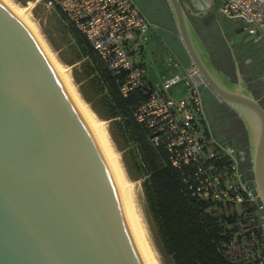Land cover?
I'll return each mask as SVG.
<instances>
[{
    "label": "water",
    "instance_id": "95a60500",
    "mask_svg": "<svg viewBox=\"0 0 264 264\" xmlns=\"http://www.w3.org/2000/svg\"><path fill=\"white\" fill-rule=\"evenodd\" d=\"M185 1L203 13L214 6V0ZM161 2L188 56V70L197 69L245 127L254 178L243 172L239 178L261 204L264 104L247 89L233 54L235 80L214 65L182 0ZM230 28L231 43L262 47L242 19ZM0 264H147L99 139L32 33L1 0Z\"/></svg>",
    "mask_w": 264,
    "mask_h": 264
},
{
    "label": "built area",
    "instance_id": "2783aa9c",
    "mask_svg": "<svg viewBox=\"0 0 264 264\" xmlns=\"http://www.w3.org/2000/svg\"><path fill=\"white\" fill-rule=\"evenodd\" d=\"M48 8L60 10L66 20L87 40L94 52L115 76L123 96L145 87L146 99L133 116L148 132L153 145H164L172 165H192L189 175L193 194L202 199L241 206V212L255 222L264 236V217L249 189L240 181L237 148L230 142L211 137L207 131L203 106V89L207 88L197 69L188 70L178 57L169 52L166 65L170 75L160 83L147 84L140 53L157 24L149 20L133 0H41ZM218 10L229 19H242L253 39L264 45V0H216ZM215 3V2H214ZM183 83L184 92L177 96L171 89ZM253 204L255 210H250ZM264 264V242L251 238ZM247 252L246 242L240 244Z\"/></svg>",
    "mask_w": 264,
    "mask_h": 264
},
{
    "label": "trees",
    "instance_id": "16d2710c",
    "mask_svg": "<svg viewBox=\"0 0 264 264\" xmlns=\"http://www.w3.org/2000/svg\"><path fill=\"white\" fill-rule=\"evenodd\" d=\"M68 25L75 40L76 58H87L83 64L84 78L98 103L91 106L97 112L103 110V117L111 119L113 137L117 135L129 148L131 167L141 179L147 215L165 263L262 264L255 245L250 243L253 235L260 243L264 242L258 229L251 230L255 222L247 224L249 216L242 214L241 206L209 201L193 194L194 184L189 175L194 167L172 165L163 143L153 145L149 132L133 116L134 109L146 99L147 89H136L123 96L115 76L85 37L69 22ZM220 66L235 78L231 60L226 66L221 62ZM249 208L255 210L253 204ZM243 241L247 252L240 248Z\"/></svg>",
    "mask_w": 264,
    "mask_h": 264
},
{
    "label": "rangeland",
    "instance_id": "374dc122",
    "mask_svg": "<svg viewBox=\"0 0 264 264\" xmlns=\"http://www.w3.org/2000/svg\"><path fill=\"white\" fill-rule=\"evenodd\" d=\"M9 1L18 7H27L26 16L30 23H33L32 26L35 34L28 28L29 31L32 33L35 40L41 39L40 41L47 48L55 62L65 69L64 72L66 73L65 76L68 82L71 84L78 97L89 109L94 119L101 126L126 186L131 209L138 224L142 240L148 249L154 264H166L157 246L152 226L147 215L141 188V179L137 178L136 173L131 167L128 152L129 148L121 143L117 135H114L113 137L110 131L111 119L103 117L105 116L103 110L99 109L97 112L91 106V103L95 106H97L98 103L96 101L97 97H92L90 91L87 89V80L84 78L83 64L87 58H76L75 40L70 32L68 21L61 17L57 9L44 6L41 0ZM182 1L188 12L190 22L210 57L217 59L226 66V63L229 60L233 62V54L237 63L239 62L238 66L241 73H244V76L242 77L247 89L260 100L261 104H264V80L258 77V69L253 63H249V60L246 61V63L244 62L241 48L236 46L231 47L229 42H227L228 40L230 41L228 37L230 31L223 20L225 16L217 8L216 0H214L215 3L213 8L205 13L194 11L185 0ZM134 2L138 8L141 6L143 9L144 5L149 6V9L162 7L160 0H135ZM38 42L39 41H37V43ZM154 46L158 49L161 45H158L157 43L156 45L154 44ZM40 48L42 47L40 46ZM147 51L148 48L146 46L144 48V53H147ZM43 53L45 54L44 51ZM166 56H168V53ZM247 59H253V57L249 56ZM146 64L148 69H146L144 74L147 76V79H150L153 84H159L162 74H164L161 62L157 63L155 66H151L150 62H146ZM171 91L175 96L182 94L184 92L183 83H178L172 87ZM90 98L91 101H88L87 99ZM228 116L229 112H223L220 114L222 124L232 123V120L230 121Z\"/></svg>",
    "mask_w": 264,
    "mask_h": 264
},
{
    "label": "crops",
    "instance_id": "0c3cea01",
    "mask_svg": "<svg viewBox=\"0 0 264 264\" xmlns=\"http://www.w3.org/2000/svg\"><path fill=\"white\" fill-rule=\"evenodd\" d=\"M161 5L162 7H158L157 9H149V6L147 5L143 6L145 10L141 6V8L139 7V10L149 20L157 24L156 28L151 29L149 39L144 44L140 53V58L145 71L148 69L146 62H150L151 66H155L157 63L161 62L162 71L164 73L162 76H165L170 75L172 72V69L166 65L165 57H167V53L169 54V52H173L184 65L188 66L190 63L185 49L179 39L177 30L162 2ZM223 20L229 28L230 34L228 37L230 39V35L233 32L230 26L238 20L229 19L227 17H224ZM227 42H229L231 47H235V44L231 43V39ZM157 43L158 45H161L158 49L154 46V44L156 45ZM239 44L238 48H241L242 50L241 52L242 56H244V62L246 63V61L249 60V63H253L258 69V77L264 80V78H262V75H264V45H262L261 48L251 50L245 43L241 42ZM146 46L148 51L147 53H144V48ZM249 56L253 57V59H247ZM241 74L244 76L243 72ZM203 106L207 131L212 138L232 143L237 150H239V152H243L244 149L248 148L247 133L240 118L227 104L219 101L208 88L203 89ZM223 112H229L228 119L230 118V121L232 120L231 124H222L220 114ZM241 169L242 166L240 165L239 170Z\"/></svg>",
    "mask_w": 264,
    "mask_h": 264
},
{
    "label": "bare ground",
    "instance_id": "6f19581e",
    "mask_svg": "<svg viewBox=\"0 0 264 264\" xmlns=\"http://www.w3.org/2000/svg\"><path fill=\"white\" fill-rule=\"evenodd\" d=\"M6 6L7 8L16 16L18 17V19H20L24 25L27 26V28L30 29V31H33V23L31 24L29 19L27 18L26 16V10H27V7L23 6V7H18L16 5H14L13 3H11L9 0H1ZM36 30V28H35ZM37 33V32H36ZM35 34V33H34ZM35 36V35H34ZM41 40V39H40ZM39 39L36 40V41H39L38 44H40V46L43 48V51L45 52V55L47 56L52 68L54 69L56 75L58 76L59 80L61 81L65 91L67 92L69 98L71 99L72 103L74 104V106L76 107V109L78 110V112L82 115V117L86 120V122L89 124V126L92 128V130L94 131V133L96 134L97 138L99 139L109 161H110V164L114 170V173L116 175V178H117V181H118V184H119V187L121 189V192H122V195H123V199H124V202H125V205H126V208H127V211H128V214H129V217H130V220H131V223H132V227H133V230L135 232V235H136V238H137V241L139 243V246H140V249L145 257V260L147 262V264H154L149 252H148V249L146 248L143 240H142V237H141V234H140V231H139V227H138V224L135 220V216L132 212V209H131V204H130V200H129V197H128V194H127V189H126V186L124 184V181L122 179V176L118 170V167H117V163H116V160L113 156V153L110 149V146L108 144V140L101 128V126L98 124V122L94 119L93 115L91 114V112L89 111V109L86 107V105L84 104V102H82V100L78 97L77 93L75 92V90L73 89V87L71 86V84L68 82L67 78H66V73L64 72L65 69L62 68L59 64H57L55 62V60L52 58V56L49 54L47 48L43 45V43L40 41ZM41 48V49H42Z\"/></svg>",
    "mask_w": 264,
    "mask_h": 264
},
{
    "label": "flooded vegetation",
    "instance_id": "af4514ba",
    "mask_svg": "<svg viewBox=\"0 0 264 264\" xmlns=\"http://www.w3.org/2000/svg\"><path fill=\"white\" fill-rule=\"evenodd\" d=\"M239 45L240 44H235L236 47H238ZM212 61L214 65L217 66L220 70H222L226 75H228L233 80L236 79V71H235L234 63H233V67H234V77L235 78H233L232 75H229L228 73H226V71L220 66L221 62L217 61L216 59L215 60L212 59ZM237 155H238V166L239 167L240 165L242 166V169L240 171L244 173L245 178L247 180H253L254 176H253V170L251 166L250 150L248 148L244 149L243 152L241 151L239 152V150H237ZM261 206L264 207V202H261ZM261 215L262 217H264V214H261Z\"/></svg>",
    "mask_w": 264,
    "mask_h": 264
}]
</instances>
